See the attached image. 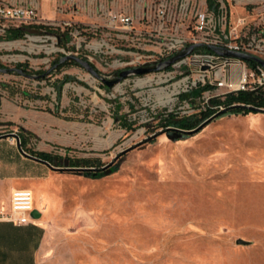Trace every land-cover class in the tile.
<instances>
[{"label": "rangeland", "instance_id": "374dc122", "mask_svg": "<svg viewBox=\"0 0 264 264\" xmlns=\"http://www.w3.org/2000/svg\"><path fill=\"white\" fill-rule=\"evenodd\" d=\"M141 6L40 0V16L59 33L68 28L69 38L42 30L0 39V66L29 74L0 71V134H24L22 149L59 156L55 167L70 158L99 172L51 167L24 155L12 134L0 137V175L33 191L40 181L39 196L46 190L45 207L34 198L44 226L38 264H264V111L167 132L161 117L169 110L205 107L203 95L180 98V77L135 73L107 86L74 60L60 61L81 55L107 78L135 67L140 47L110 15ZM162 90L173 99L165 102Z\"/></svg>", "mask_w": 264, "mask_h": 264}, {"label": "built area", "instance_id": "2783aa9c", "mask_svg": "<svg viewBox=\"0 0 264 264\" xmlns=\"http://www.w3.org/2000/svg\"><path fill=\"white\" fill-rule=\"evenodd\" d=\"M243 4L242 11H237V5ZM243 4L238 0H142L136 13L122 11L124 39L138 43L137 65L166 60L196 44L192 51L167 67L151 72L160 73L166 81L180 77L175 82L176 93L189 92L198 85L207 86L200 94L205 105L216 95L255 91L263 97V105L255 108L264 111V65L223 55L211 47L264 58V0H248ZM39 8L40 0H0V39L5 38L10 27L48 26ZM142 21L147 23V28L139 26ZM214 89L219 92L215 93ZM33 208L32 190L15 187L10 193L9 210H0V217L25 224L34 219L30 214Z\"/></svg>", "mask_w": 264, "mask_h": 264}, {"label": "trees", "instance_id": "16d2710c", "mask_svg": "<svg viewBox=\"0 0 264 264\" xmlns=\"http://www.w3.org/2000/svg\"><path fill=\"white\" fill-rule=\"evenodd\" d=\"M51 26H38V25H26V26H17V27H10L7 32L5 33V37L8 39H13V38H21L24 36L26 32L28 33H39L40 31L44 30L46 32L55 34L56 36L59 37V39L63 38H69L70 34L68 33V28H66L65 32H58L56 30H53V28H50ZM48 28V29H47ZM56 29V28H55ZM56 61V60H54ZM76 63V62H75ZM71 79L70 75H65L64 80H69ZM207 86L205 85H198L197 87L193 88L189 92H183L180 95V98L183 99V97H189L192 96L193 98H196L199 96L203 90ZM246 103L252 104L251 106L247 105ZM263 97L262 95L256 93L255 91L252 90H246V91H238V92H230L226 94L225 96H214L209 99L207 104L205 105L204 108H201L198 112H193V113H187L184 112L183 114H179L175 110H169L166 115L161 117V124L164 127L165 131H179L182 133L190 132L186 131L192 128L197 127L205 118L213 115L216 111L221 110L222 105L225 110L222 111L219 115L225 113V112H242V113H248V112H257L254 110L256 106H262L263 104ZM235 104V105H232ZM218 115V116H219ZM116 120L120 121L122 126L125 128H130L131 123L128 122L125 118L123 119V116L120 115H115ZM178 128V129H177ZM24 130V128H21ZM180 129V130H179ZM185 129V130H184ZM184 130V131H181ZM19 138H20V144L21 147L25 150L26 145V138L24 134L18 133ZM32 154H35L41 158L46 159L48 162H50L53 165H60L55 158L59 157L54 154H51L50 152L46 151H38L36 153L31 152ZM67 167H87L86 165L89 164H80L77 163L75 160H71L68 158V163L66 164ZM90 169L93 168H86V169H81L82 171L86 173H99V172H94Z\"/></svg>", "mask_w": 264, "mask_h": 264}, {"label": "crops", "instance_id": "0c3cea01", "mask_svg": "<svg viewBox=\"0 0 264 264\" xmlns=\"http://www.w3.org/2000/svg\"><path fill=\"white\" fill-rule=\"evenodd\" d=\"M5 181H9L6 189ZM39 183L40 181L36 182L35 190H31L43 208L47 194H45V188L42 187L44 193L40 197L37 195ZM16 185L12 178L0 175V194L3 191V197H0V210H5L10 206L11 190L15 187H23ZM6 191L8 195L5 194ZM39 217L25 224H15L0 217V264H38L39 249L45 248L42 245L44 226Z\"/></svg>", "mask_w": 264, "mask_h": 264}, {"label": "water", "instance_id": "95a60500", "mask_svg": "<svg viewBox=\"0 0 264 264\" xmlns=\"http://www.w3.org/2000/svg\"><path fill=\"white\" fill-rule=\"evenodd\" d=\"M197 46L196 44H192L187 46L185 49H183L181 52L166 58V60L163 61H155L153 60L151 63H146L143 65H137L135 67H128V68H123L117 71V73H115V76L113 78H107L105 76H103L96 68L94 65L91 64V62L88 60V58L82 57L81 55H77L75 53H68V54H64L62 56V58L60 59V61H62L63 59H72L75 62L79 63L82 67H84L86 70H88L92 75H94L97 78H100L107 86H113L114 84H116L117 82H120L124 77L130 75V74H143V73H147V72H151L152 70H160L163 69L165 67H167L169 64H171L172 62H174L177 58L182 57V55L187 54L188 52L192 51L193 48ZM212 48H214L217 52L226 55V56H235V57H239V58H243V59H247V60H254L257 62H261L264 65V58L262 57H257L253 54H250L248 52H241L238 50H234V49H220L218 47H216L215 45L211 46ZM0 71H5V72H9V71H16L18 73L24 74V75H29L27 73L24 72V69L21 67H17V66H7V67H2L0 66ZM235 105V104H232ZM223 110H225V108L216 111L213 115L205 118L197 127L186 130V131H190V132H194L196 130H199L200 128H202L203 126H205L207 123L210 122L211 119H213L215 116H217L218 114H220ZM255 111L257 112H262L263 110L261 109H257L254 108ZM178 129V128H177ZM180 130V129H179ZM185 130V129H184ZM181 130V131H184ZM12 134L15 138H16V145L18 146V148L21 150V152L28 156L31 157L33 159L39 160V161H43L47 164H49L51 167L54 168H59V169H63V168H67V169H86V168H90V167H55L53 166L50 162H48L46 159L41 158L37 155L31 154L26 152L25 150L22 149L21 144H20V139L17 133H5V134H0L1 136H6ZM129 148H125L122 151H126ZM117 156V155H116ZM31 216L34 218H38L41 214V212L37 209V208H33V210L31 211ZM237 242L239 243H247L248 241L242 239V238H237Z\"/></svg>", "mask_w": 264, "mask_h": 264}, {"label": "bare ground", "instance_id": "6f19581e", "mask_svg": "<svg viewBox=\"0 0 264 264\" xmlns=\"http://www.w3.org/2000/svg\"><path fill=\"white\" fill-rule=\"evenodd\" d=\"M110 20L112 22H117V23H120L121 25H123V14L120 13V12H113L110 15ZM99 46H100V43L96 44V47H99ZM50 50H53V49H50ZM152 78H153V76H148L147 78H142L141 80L138 81V83L139 84H144L146 82H150L152 80ZM143 79H148V80H143ZM162 93H163L162 98H164V101L165 102L170 101V100L173 99L172 93H170L168 91H165V90H162ZM32 193H33V198H35L33 191H32Z\"/></svg>", "mask_w": 264, "mask_h": 264}]
</instances>
